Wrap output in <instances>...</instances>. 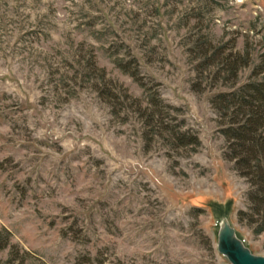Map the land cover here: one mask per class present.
Segmentation results:
<instances>
[{"label":"rangeland","instance_id":"1","mask_svg":"<svg viewBox=\"0 0 264 264\" xmlns=\"http://www.w3.org/2000/svg\"><path fill=\"white\" fill-rule=\"evenodd\" d=\"M222 40L260 50L264 0H0V264H231L223 217L264 257L197 85Z\"/></svg>","mask_w":264,"mask_h":264},{"label":"trees","instance_id":"2","mask_svg":"<svg viewBox=\"0 0 264 264\" xmlns=\"http://www.w3.org/2000/svg\"><path fill=\"white\" fill-rule=\"evenodd\" d=\"M236 40L218 43L206 42L198 70L202 86L226 88L210 100L219 115L222 136L227 142V157L234 163L238 174L249 184L247 199L251 217H258L259 232L264 231V46L256 50L247 43L243 50L236 49ZM231 45V47H229ZM230 49V50H229ZM252 67L246 82L240 83V73ZM174 142L181 146L200 145L197 136L172 133ZM8 243V240H7ZM0 234V249L7 246ZM18 248H12L8 264H15ZM23 264V263H21Z\"/></svg>","mask_w":264,"mask_h":264},{"label":"water","instance_id":"3","mask_svg":"<svg viewBox=\"0 0 264 264\" xmlns=\"http://www.w3.org/2000/svg\"><path fill=\"white\" fill-rule=\"evenodd\" d=\"M218 227L217 250L231 264H264V257L246 246L227 217L220 220Z\"/></svg>","mask_w":264,"mask_h":264}]
</instances>
